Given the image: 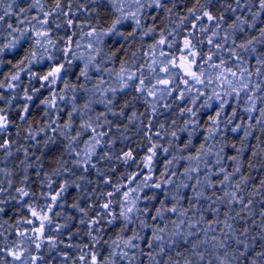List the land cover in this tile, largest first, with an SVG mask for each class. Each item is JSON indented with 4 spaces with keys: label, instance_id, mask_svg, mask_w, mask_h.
Returning <instances> with one entry per match:
<instances>
[{
    "label": "snow or ice",
    "instance_id": "1",
    "mask_svg": "<svg viewBox=\"0 0 264 264\" xmlns=\"http://www.w3.org/2000/svg\"><path fill=\"white\" fill-rule=\"evenodd\" d=\"M182 2L0 0V69H9L0 72V216L20 213L12 224L0 219V238L5 231L16 235L0 244V264H52L57 257L58 264H264V178L257 176L264 173V0H192L180 15L174 10ZM149 36L143 56L137 49L118 70L108 66L117 51ZM106 41L116 48L105 51ZM44 89L48 95L36 106H43L47 121L24 129L25 139L38 144L41 133L58 134L74 159L69 168L62 156L38 182L46 190L36 192L29 169L43 167L40 157L33 165L28 148L18 147L23 159L13 169L8 158L15 141L8 137L12 127L20 135L10 114L29 124ZM120 94L131 98L120 105ZM134 102L143 104L142 112ZM133 128L146 143L132 140ZM117 140L136 147L117 154ZM49 142L55 137L44 145ZM101 147L106 150L98 152ZM137 148L144 150L139 158ZM104 161L134 171L114 182L97 167ZM90 170L111 190L100 193L98 210L88 205L94 216L79 202L70 205L81 214L82 227L73 231L77 218L55 209L64 208L70 187L87 192L82 184L92 183ZM65 174L75 179L54 188L53 177ZM117 221L119 232L106 239L105 226ZM74 236L81 242L73 243Z\"/></svg>",
    "mask_w": 264,
    "mask_h": 264
},
{
    "label": "trees",
    "instance_id": "2",
    "mask_svg": "<svg viewBox=\"0 0 264 264\" xmlns=\"http://www.w3.org/2000/svg\"><path fill=\"white\" fill-rule=\"evenodd\" d=\"M49 4L51 3V0H48ZM192 3V0H186V2H182V5L180 7H178L176 10H174L175 12H178L180 15L184 14V10L185 7H190ZM176 17L175 15L173 16V20H175ZM14 22V20H13ZM178 22V21H177ZM159 27L160 28H164L165 26L168 25V20L166 17H160L159 21ZM187 27V25L185 26ZM63 34V33H61ZM153 42V37L149 36V37H145L143 39V41H141L139 39V37H137V39L135 40V42L133 44H131L129 47L122 49L120 51H117L116 56L114 57V63L109 64V67H115L116 70L119 69V64L122 60L128 59L130 58V53L131 51H135L137 49H139L138 55L143 56V53L145 51H147V46L149 44H151ZM106 45H108L107 47H105V51H109L110 48H116L115 44H110L109 41H106ZM43 66L37 65L35 66L34 70L40 71L42 69ZM9 71L8 68H4V69H0V72H2L4 75L7 74V72ZM79 71V67H75L72 70H70L69 75H68V79L70 81H75V76L78 74ZM95 74L93 73V76ZM0 78H2V76H0ZM25 85H27V80L25 79ZM24 85H22L23 87ZM36 87H39V83L36 82ZM58 88L62 87V85H58ZM17 91H20L19 89H17ZM22 95V93H21ZM48 95V90L44 89L42 90L39 94H37V97L35 98V100L33 101L32 107L30 108V112H31V116L29 118V124H24L21 123L17 117L19 115L18 112L13 111L10 114V118L16 121V124L19 126L20 129V135L17 136V128L16 127H12L9 129L10 132V136L8 138L12 139L13 141H15V143L13 144L12 147V151H13V156L9 157V162H10V166L13 169H16L17 166L19 165V161L21 159H23V151L21 150L20 152H17L16 149L18 147L23 146L24 148H28L29 153L31 154V162L33 163V165H35L37 163V157H40V163H42L43 167L40 169H37L36 167H33L32 169H29V175L32 178V188L34 191L39 192L41 190H46V189H41L39 187L38 182L40 180L43 179V174L44 173H48L51 174L56 168L59 167L58 161L61 159V157L63 156V158L67 161H69V163L66 165V167H73L71 164V160L74 159V157H69L67 155L66 152H64V147L66 142L63 140L62 137H60L58 134H53V133H41L38 137H37V141H39V143L37 144L36 142H33L29 139H25V131L24 129H27L29 126H31L33 129H39L41 127H44L47 118L44 116V109L43 106L37 107L36 105L39 104V101L42 100L43 98H45ZM131 97L130 95H126V94H120L117 97V102L118 104L122 105L123 102L125 100H129ZM17 102H14V104H16ZM20 104L23 103V101H19ZM135 103V108L138 111H143V104L140 102H134ZM95 109L97 112L103 111V106L102 105H96ZM118 110V109H117ZM67 111V109H65V112ZM132 111L131 108L126 110V114H130V112ZM67 117L64 113L61 114V122L66 121ZM109 119H112V117H109ZM114 122H119L121 124L126 123V121L124 120H119L117 118L116 121ZM76 124H79V121H76ZM135 131V129L133 128L132 131H130L128 133V135L132 136V140L136 141L138 143L144 144L146 143V141L142 140L140 137L138 136H134L133 132ZM256 135H259V133L257 132ZM48 136H54L55 137V143H51L49 142L47 146L44 145V141L47 139ZM4 137L0 136V140H3ZM82 139H87V137H83ZM106 140L108 139L107 137L105 138ZM252 143L255 144L256 141L252 140ZM196 144L198 146L199 144V140L196 141ZM80 147H83V144L81 143ZM128 147H136V143H122L119 140H117L115 146H114V150L117 151L118 154V150L120 148H124L125 150H127ZM106 149L101 147L100 149H98V152H103ZM137 155V157L139 158L140 156H142L144 154V150L142 148H137V151L135 153ZM4 153L3 151H0V157H3ZM164 157H161L160 160H158L156 162L157 165V173H159L162 170V161L164 160ZM94 161H95V157H94ZM115 166V171L114 172H110L108 171V169L112 166ZM3 166V165H0ZM259 166V165H258ZM97 167L102 171L105 172V175L110 176L113 181L115 182L118 176H122L124 175L126 172H130V171H134V168L131 166H125L122 163L118 162V161H104L101 162L100 164L97 165ZM40 171L41 175L39 177H37L35 175L36 171ZM78 175L80 174L79 172L77 173ZM245 174H247V171H245ZM87 177L90 181H92V183L89 184H82V188H86L87 192L82 191L81 189H77L76 187H70L66 193L65 196V206L63 209L57 208L55 209V211H62L68 214H71L72 216H75L77 219L72 221L71 223V230H75L77 227H82L78 224V219L80 218V213L78 211H76L75 209L71 208L70 205L73 204L74 202H79V204L82 207L88 208V205L91 203L95 206H97L95 208V210H98V205L101 204L104 201V197L102 195H100V193L102 192H106V191H110V187L106 186L103 184V178L102 177H98L95 173V171L90 170L87 174ZM258 178H264V173H258L257 174ZM62 179H75V177L69 176L67 174H65V176L63 178L60 177H53V180H55V184L53 185V187L55 188L56 185H58L59 183L62 182ZM93 189H95V191H93ZM150 193L151 190H146ZM259 208V206H257V209ZM95 210L92 208H88V215L89 216H94L95 215ZM118 210V209H117ZM20 213L18 212V209H14L13 211L8 212L7 214L0 216V219L2 220H7L9 222V224L14 223V219L15 218H19ZM23 215H27L26 212L23 213ZM59 220V222L63 223V218L62 217H58L57 218ZM256 219L259 221V216L256 217ZM7 227V226H6ZM106 227V233H105V238L107 239L108 237H114L116 233L119 232V227H120V222L117 221L116 224H114L112 227ZM68 231V230H65ZM83 232V229H82ZM66 240V237H62ZM16 240V235L15 233H11L10 231H5L4 233V237L0 238V244L2 243H11L13 241ZM88 237L84 236L83 237V242H87ZM66 242H68L66 240ZM73 243H78L81 242L80 241V237L79 236H74ZM61 251H70L73 252V254L75 253V250L72 249H64L63 246H61ZM33 254H35V251L33 250ZM45 256V261L47 262L49 259V254L47 252V246H43L42 248V253ZM102 254L106 255V250L102 249ZM51 255H55V252L51 253ZM10 260V258H9ZM59 262V257H57L56 261H53L52 264H58Z\"/></svg>",
    "mask_w": 264,
    "mask_h": 264
}]
</instances>
